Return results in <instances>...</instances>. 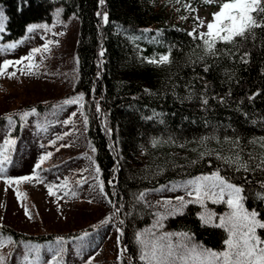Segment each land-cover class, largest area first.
Here are the masks:
<instances>
[{
	"label": "trees",
	"instance_id": "1",
	"mask_svg": "<svg viewBox=\"0 0 264 264\" xmlns=\"http://www.w3.org/2000/svg\"><path fill=\"white\" fill-rule=\"evenodd\" d=\"M205 5L204 0H0L3 40L49 21L55 7L77 18L72 91L83 97L84 136L109 205L108 223L120 238L116 264H141L135 235L154 216L141 193L178 178L219 172L242 187L245 206L264 217V28L234 43L218 41L208 52L201 39L188 34L196 26L195 7ZM164 55L167 63H148ZM6 118L0 117V127ZM14 123L10 135L17 137L21 123ZM198 211L189 204L184 215L165 220L164 229L189 232L195 242L222 250L227 234L202 227ZM100 228L27 234L0 225V234L37 246L81 236L91 242L101 236Z\"/></svg>",
	"mask_w": 264,
	"mask_h": 264
},
{
	"label": "rangeland",
	"instance_id": "2",
	"mask_svg": "<svg viewBox=\"0 0 264 264\" xmlns=\"http://www.w3.org/2000/svg\"><path fill=\"white\" fill-rule=\"evenodd\" d=\"M224 2L228 0H209L205 6L196 7L195 29L200 33L206 32L212 14L218 12ZM197 17L204 22L203 27L198 26ZM4 20L0 8V27L3 29ZM30 25L39 27L29 33L27 28ZM30 25L24 35L15 40H3V31L0 32V65L5 61L20 60L32 49L42 48L45 42L53 41L48 52L35 55L32 61L35 66L31 71L27 67L28 61H24L21 65L9 67L5 75L0 76V117H11L12 120L9 123L6 118L0 127V150L5 148L7 140L15 141L7 151L11 163L3 166L6 171L0 176V225L27 234H61L88 226H100L102 231L101 236L91 242L86 236H81L75 242L57 239L37 246L28 241L16 242L0 234L6 241L5 246L0 247V257L4 258V264H25V254L29 260H33L38 250L39 264H46L54 256L59 264H116L119 255L117 235L111 224L102 223L109 217V205L102 192L92 151L84 136L82 100H78L81 95L72 91L76 77L73 47L77 18L74 15L63 16L61 9L55 7L49 21ZM12 72L16 75L9 79L8 74ZM69 99L77 102L65 104L64 101ZM37 105L42 110H36ZM25 112L28 113L27 117L21 119V114ZM15 119L21 123L17 137L10 135ZM49 153L51 156L34 174L33 169L40 158ZM211 174L172 180L144 191L142 199L153 213H163L164 201L171 200L175 204L177 196H185L181 185ZM33 175L39 179L20 184L5 183L6 179ZM50 186L52 195L49 194ZM174 186L178 190L170 191ZM218 205L220 209L216 207ZM207 207L217 214L228 211L223 203L208 202ZM25 209L31 219L25 215ZM200 211L199 207L198 213ZM154 219L155 216L140 231L150 227ZM258 233L264 235V230H258ZM8 238L10 243L7 242Z\"/></svg>",
	"mask_w": 264,
	"mask_h": 264
},
{
	"label": "snow or ice",
	"instance_id": "3",
	"mask_svg": "<svg viewBox=\"0 0 264 264\" xmlns=\"http://www.w3.org/2000/svg\"><path fill=\"white\" fill-rule=\"evenodd\" d=\"M100 2L103 4L104 0H100ZM204 2L208 3L209 0H204ZM261 14H264V0H228L220 6L218 12L212 14V21L207 23L206 32L199 33L196 36L194 29L193 32L188 34L201 39L206 51L214 52L215 44L218 41L234 43L238 37L245 38L247 35H251L253 29L264 28V16ZM196 19L199 21L198 26L203 27L204 22L199 17ZM103 20L105 23L108 22L107 14H104ZM37 27L39 26L30 25L27 31L31 33ZM2 31L3 28L0 27V32ZM52 43L53 41L45 42L42 48L32 49L27 56L21 57L20 60L5 61L3 65H0V76L5 75L9 67L21 65L24 61H28L27 67L31 71L35 66L32 63L35 55L42 51L48 52L50 50L49 45ZM9 47H14V45ZM168 59L169 57L164 55L160 57L159 61L149 60L148 63H167ZM21 72L23 73V69H21ZM15 75L16 73L12 72L8 74V78L11 79ZM82 99V96L78 98V100ZM76 102L77 100L72 99L64 101L65 104ZM204 102L207 103V101ZM32 111L35 112L34 109ZM27 115V112L21 114V119H25ZM8 119L11 123V117ZM14 143V140H7L5 148L0 150V176L6 171L3 166L11 163L7 151ZM50 156L51 153L40 158L33 169L34 174L36 169ZM245 170L247 169L245 168ZM33 179L38 180L39 177L33 175L6 179L5 183L20 184ZM180 189L185 192V196H177L175 204L171 200L164 201L165 211L154 213L155 219L152 225L136 233L135 241L139 248L141 264H264V235L258 233V230H264V217L261 216L259 210L245 206L246 197L243 195L244 189L242 187L231 183L219 172H214L209 176L194 178L181 185ZM169 190L176 191L178 189L174 186ZM49 194H53L52 186L49 187ZM143 195L141 193V198ZM261 199L264 200V197H261ZM208 202L213 204L223 203L228 211L217 214L207 207ZM189 204H196L200 207L201 211L198 213L197 218L200 220L202 227L220 228L227 234L223 240L224 247L222 250H214L202 243L195 242L194 236L189 232L163 231L164 221L170 217L184 215V210ZM25 215L31 219L27 209H25ZM109 219L105 218L102 223H108ZM117 231L120 232L121 230L118 228ZM119 239L118 236V244ZM7 242H11L10 238ZM58 242L60 241L58 240ZM5 244L4 238L0 237V247L5 246ZM39 260L38 250L33 260H29L27 253L25 254V264H39ZM0 264H4L3 257H0ZM46 264H59V261L54 256L53 260L46 262Z\"/></svg>",
	"mask_w": 264,
	"mask_h": 264
}]
</instances>
